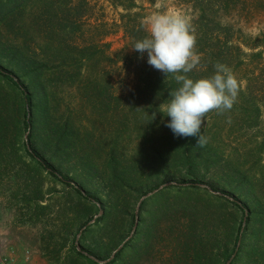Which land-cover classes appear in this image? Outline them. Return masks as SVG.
<instances>
[{
    "label": "rangeland",
    "instance_id": "1",
    "mask_svg": "<svg viewBox=\"0 0 264 264\" xmlns=\"http://www.w3.org/2000/svg\"><path fill=\"white\" fill-rule=\"evenodd\" d=\"M183 1L157 0L152 4L136 0L134 12L140 13L146 28L148 17L168 11L182 14L193 25L197 14ZM87 3L82 24L85 42L101 35L103 44L109 45L107 56H115L127 44L121 23L126 11L108 0ZM221 17L223 24L258 37L264 32V0H241ZM91 26H100L99 35L91 38ZM7 33L0 31L4 41L0 43V66L23 78L20 59L5 43ZM15 34L11 33L14 40ZM20 37L39 48L40 55L51 54L44 49L45 42L40 43L37 27ZM100 50L97 53L102 56ZM49 66L62 70L56 61ZM107 66L104 73L111 76L118 100L109 99L106 77L97 84L95 93L100 96L93 99L83 88H64L59 82L54 127L51 124L52 131L44 137L24 127L23 98L0 76L3 247L10 240L25 255L39 252L52 264H90L76 256V249L99 264L111 262L108 260L117 250L120 254L113 264H199L195 255L202 260L200 264H264V149L260 145L264 121L257 129L238 128L234 134L206 137L207 143H217V152L205 144L187 145L193 136L187 141L183 138L186 144L169 146L166 139L172 134L163 127L164 116H147L138 105L125 107V91L133 79L125 77L120 67ZM74 130L80 132L79 137L74 136ZM56 132H66L62 139L69 143L60 145ZM41 137L45 138L43 146ZM31 147L41 152L60 177L82 187L99 200V206L112 208L111 223L95 224L98 208L33 160L27 153ZM194 181L200 182L199 189L190 188ZM247 181L254 187L248 189ZM233 199L239 200L247 213L233 204Z\"/></svg>",
    "mask_w": 264,
    "mask_h": 264
},
{
    "label": "trees",
    "instance_id": "2",
    "mask_svg": "<svg viewBox=\"0 0 264 264\" xmlns=\"http://www.w3.org/2000/svg\"><path fill=\"white\" fill-rule=\"evenodd\" d=\"M108 1L121 6L126 11V14L121 15V23L127 44L124 50L116 52L113 57L107 56L109 45L103 44V36L99 35L100 26L89 28L93 31L91 38L94 34L99 36H96V40L93 37L89 43L85 42L82 24L87 12V0H0V31L9 33L5 36V43L12 47L17 59H20L18 65L21 63V67L24 68L23 78H19L0 66V76L9 82L23 98L25 107L23 124L26 129L33 128L44 137L51 130V124L54 127L52 118L59 107V101L56 99L57 89L60 88L59 82L63 83L64 88H83L89 99H93L100 96L95 93L97 84L106 77L108 79L106 84L111 89L109 99L118 100L111 88V76L109 74L106 76L104 73L109 63H112L113 67H120V71L125 77H129L128 79H133L125 91V107L127 104L138 105L143 108L142 113L147 116L155 113L166 115L165 106L171 99L170 94L181 86V82L176 79L178 75H185L194 80L208 77L216 71L215 65L224 64L230 68L238 81V94L230 110H211L206 114L205 126L202 125L201 129L205 133V138L217 133L234 134L239 131L238 128L246 130L254 126L257 129L262 125L261 122L264 121V32L254 38L245 34L241 28L223 24L221 21V15L235 9V4H240L241 0H184L182 2L197 14V19L190 27L196 38L194 53L198 63L187 73L181 71L167 76L147 63L146 52L141 56L139 52L131 48L137 40L149 35L140 13L134 12L138 7L136 0ZM146 1L154 4L157 0ZM249 9L252 10V8ZM249 12L250 10L247 13ZM33 27L38 28L42 38L40 43L45 42L44 45H46L44 49L52 51L50 55H40L39 48L26 40L23 41L24 37H20V35H26L27 31ZM13 32H17L16 40L11 37ZM79 33L82 34L81 38L75 37ZM2 39L0 38L1 44L4 43ZM99 49L102 56L97 53ZM102 57L106 60L103 61ZM54 61L60 66L61 71L49 66ZM150 116L153 118V115ZM164 118L166 120L163 127L170 117L164 116ZM66 132L63 134L56 132L59 135L60 145H64V142L69 143L68 140L62 139ZM73 133L74 136L79 137L78 130H74ZM168 135L169 138L166 140H169V146L186 144L187 137H177L171 130ZM43 137H41L42 146L45 144ZM190 140L192 141H189L187 145L198 146L196 137L193 136ZM216 144L212 140L209 143L206 142L205 146L217 152ZM260 145L264 149V142ZM27 153L51 176L72 187L82 200L98 208V213L103 210V215L96 217L95 224L111 223L114 217V214L110 212L112 208L99 206L101 205L99 200L84 191L82 187L73 184L71 180H66L67 178L60 177L55 168L44 160L41 152L36 148H28ZM245 185L248 189L254 187L248 181ZM199 187L201 184L198 181H194L190 186L194 189ZM232 203L247 213L245 206L239 200L233 199ZM244 223L247 224L246 220ZM91 228L92 225L87 226L85 233H90ZM239 241L238 236L235 250L239 246ZM119 254L118 251L115 258L108 264H113ZM76 256L90 264H99L98 260L91 259L89 254L86 255L77 249ZM95 256L101 258L100 254ZM195 257L200 264L202 260L198 255Z\"/></svg>",
    "mask_w": 264,
    "mask_h": 264
},
{
    "label": "clouds",
    "instance_id": "3",
    "mask_svg": "<svg viewBox=\"0 0 264 264\" xmlns=\"http://www.w3.org/2000/svg\"><path fill=\"white\" fill-rule=\"evenodd\" d=\"M147 31L143 39L131 47L141 56L147 53V63L167 76L171 73H187L198 63L194 48L196 38L188 19L175 11L155 13L148 17ZM216 71L208 77L192 79L178 75L181 86L172 92L165 106L166 122L177 137L194 136L197 145L206 143L205 116L211 110L226 111L233 107L239 84L224 64L215 65Z\"/></svg>",
    "mask_w": 264,
    "mask_h": 264
},
{
    "label": "crops",
    "instance_id": "4",
    "mask_svg": "<svg viewBox=\"0 0 264 264\" xmlns=\"http://www.w3.org/2000/svg\"><path fill=\"white\" fill-rule=\"evenodd\" d=\"M9 237H7L8 239ZM1 239H3L1 237ZM6 239V240H7ZM5 241V239H3ZM3 240H0V255L8 256L15 261L16 264H52L49 260L44 258L39 252H32L31 255H25L23 251L19 250L17 245H14L10 240L3 247ZM3 241V242H1Z\"/></svg>",
    "mask_w": 264,
    "mask_h": 264
},
{
    "label": "built area",
    "instance_id": "5",
    "mask_svg": "<svg viewBox=\"0 0 264 264\" xmlns=\"http://www.w3.org/2000/svg\"><path fill=\"white\" fill-rule=\"evenodd\" d=\"M0 264H16L13 259L8 256L0 255Z\"/></svg>",
    "mask_w": 264,
    "mask_h": 264
},
{
    "label": "water",
    "instance_id": "6",
    "mask_svg": "<svg viewBox=\"0 0 264 264\" xmlns=\"http://www.w3.org/2000/svg\"><path fill=\"white\" fill-rule=\"evenodd\" d=\"M141 203H142V202H140V205H141ZM102 214H103V210L100 211V215H102ZM137 225H138V223L136 222V225H135V227H134V229H133V233H135V231H136V229H137ZM245 225H246V224L244 223L243 228L245 227ZM78 241H79V238H78ZM117 252H118V250H117L116 252L113 253V255L111 256V258H110L108 261H111L112 259H114L115 256H116V254H117Z\"/></svg>",
    "mask_w": 264,
    "mask_h": 264
}]
</instances>
